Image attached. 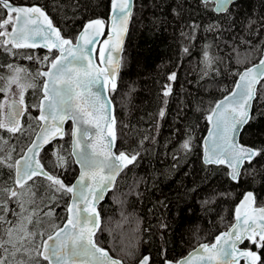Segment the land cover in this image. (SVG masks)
Listing matches in <instances>:
<instances>
[{"label":"trees","instance_id":"trees-1","mask_svg":"<svg viewBox=\"0 0 264 264\" xmlns=\"http://www.w3.org/2000/svg\"><path fill=\"white\" fill-rule=\"evenodd\" d=\"M11 1L39 5L61 34L72 40L88 20L101 19L106 25L111 4V0ZM5 18L7 12L0 7V21ZM10 28L11 24L7 30ZM263 47L264 0H236L224 13H216L212 2L205 5L202 0H133L118 84L115 91L109 90V96L116 119L115 150L139 155L118 174L113 189L99 205L101 224L95 240L110 255L124 264H136L144 255L149 264H166L227 229L245 191H253L256 205L264 204V152L251 163L245 162L235 181L226 165L202 159V139L214 104L233 89L244 67L260 59ZM7 49L10 44L0 46V88L7 87V65L24 68L30 76L28 86L35 87L27 86L24 95L21 131L13 134L0 129V216L6 218L4 228L8 221L14 224L25 219L21 226L35 236L14 228L13 241L4 247H13L7 258L13 264L27 255L28 264H46L37 256V249L65 221L70 194L56 192L42 176L17 187L16 198L10 199L5 190L14 185V167L8 165H14L40 124L37 114L44 78L37 73L47 68L57 52ZM206 51L210 64L205 61ZM173 73L176 78L170 80ZM168 88L171 92L165 96ZM4 96L0 92V102ZM250 117L239 142L264 150V89L260 85ZM64 133L40 151L39 159L68 185L78 171L70 153V122ZM185 140L190 141L188 151L180 148ZM54 153L64 157L63 167H53ZM48 212L52 215H46ZM27 245L32 255L25 252ZM242 246L256 250L264 260V248L249 240ZM5 253L0 248V258Z\"/></svg>","mask_w":264,"mask_h":264},{"label":"snow or ice","instance_id":"snow-or-ice-1","mask_svg":"<svg viewBox=\"0 0 264 264\" xmlns=\"http://www.w3.org/2000/svg\"><path fill=\"white\" fill-rule=\"evenodd\" d=\"M202 2L207 5L209 0ZM234 2L235 0H214L216 6L213 10L217 13L227 12ZM0 7L7 11V18L0 21V29H4L0 31V37L7 38L0 41V46L10 44L11 49H25L41 44L50 52L52 49L59 52L51 60L47 71L37 73L47 79L43 83V99L39 105L40 116L37 118L38 122L43 123L36 133V140L28 149L31 155L26 153L21 160L15 161V165H8L15 167V183L20 188L34 177L42 176L56 192L72 194V203L67 207L69 215L66 223L54 235H49L42 241L36 254L46 264H122L121 260L114 259L107 250L98 246L94 239L96 231L100 230V213L95 205L114 185L116 176L137 160L139 153L128 154L121 151L117 155L113 152L116 120L106 98L94 89L97 86L107 88L108 85L111 90L116 89L119 60H114L112 53L122 50L123 35L127 32L131 18V0H111L110 31L108 39L103 42L107 47L99 50V64L93 60L92 50L88 46L95 45L103 34L105 21H89L75 38L74 44L72 39L61 36L60 30L52 26L51 20L40 7L16 6L10 0H0ZM9 24L12 25L10 32L7 31ZM184 51L187 52L188 49L185 48ZM204 56L206 63L210 64L212 61L207 51ZM48 60L49 57L45 56L44 61ZM7 67L14 74L23 71L19 67L13 69L12 65ZM238 76L235 90L219 101L207 117L213 124V130L209 146L205 149V163L227 164L231 168L230 176L233 180L239 179L245 162L251 163L264 152L242 146L236 140L240 127L251 118L250 108L252 101L256 99L257 85L264 89V83H261L264 81V58L258 64L239 72ZM175 78V73L169 77L170 80ZM12 84H18L15 75L7 78L8 87L0 88V92L10 90ZM170 92L171 89L168 88L164 95L167 96ZM23 104L22 89L19 101L13 100L8 105L7 123L0 120V129H7L13 134L21 131L20 117L26 110L21 107ZM3 107L4 102H0V109ZM163 114L161 111L160 115ZM67 120H71L74 125L70 133L73 138L72 154L77 157L76 163L81 167L77 183L71 186L65 185L58 176L46 171L37 158L45 144L65 135L63 125ZM190 147L189 140L180 145L184 151L190 150ZM54 155L56 159L53 167H63L64 157L58 153ZM5 191L10 199L18 197L15 190ZM255 200L253 193L248 192L235 209V223L231 228L218 235L214 243L200 244L176 264H239L237 257L245 259L247 264H264L258 252L238 248L245 240L251 241L258 248H264V206L257 207ZM20 206L23 209V205ZM4 211L8 209L5 207ZM46 215L51 216L52 213L48 212ZM5 219V216H0V222ZM28 223H32L30 217ZM14 228L15 225L3 229L9 238L0 239V248L5 252L7 248L4 245L10 243ZM25 235L35 236V233L26 231ZM0 264H4L3 258H0ZM139 264H149V257L144 256Z\"/></svg>","mask_w":264,"mask_h":264},{"label":"water","instance_id":"water-1","mask_svg":"<svg viewBox=\"0 0 264 264\" xmlns=\"http://www.w3.org/2000/svg\"><path fill=\"white\" fill-rule=\"evenodd\" d=\"M235 1H236V0H235ZM209 2H212V3H213V9H214L215 6H216L215 3H214V0H209ZM10 3H13V4L16 5V6H28V7L33 6V5H27V4L14 3V2H12L11 0H10ZM34 5L37 6V7H40L39 5H36V4H34ZM40 8H41V7H40ZM41 9H42V8H41ZM132 9H133V0H131V15H132ZM42 10H43V9H42ZM5 11H6V10H5ZM43 11H44V10H43ZM6 12H7V11H6ZM44 12H45V11H44ZM45 13H46V12H45ZM216 13H217V12H216ZM46 15H47V13H46ZM111 15H112V10H111V4H110L109 13H108V16H107V22H106V25L104 26L103 34L99 37V39L97 40V42L95 43V45H89V46H88L89 49L92 50V58H93V60H94L97 64H99V62H100V61H99V50H100V48H101V47H107L106 45H104L103 42H104V40L108 39V35H109V31H110V25H111ZM47 16H48V15H47ZM48 18L50 19L49 16H48ZM41 19H42V18H41ZM50 20H51V19H50ZM92 20H96V19H91V20L86 21V22L82 25V27L80 28V30L77 32L75 38L78 37V36L81 34V32L84 30V26H85L89 21H92ZM100 20H101V19H100ZM130 21H131V18H130L129 21H128L127 32L123 35V42H122V46H121V47H122V50L119 51L118 53H117V52H113V53H112L114 60H115V59H118V60H119V69H118L117 76H116V88H117L118 77H119V73H120L121 55H122V52H123V47H124V44H125L126 37H127V35H128V32H129ZM51 22H52V20H51ZM52 26H53L54 28H57V29H58V27H57L55 24H53V23H52ZM11 29H12V25H11V28H10L9 30H7V31L10 32ZM1 31H3V30H1ZM60 34H61V32H60ZM61 36H63V35L61 34ZM63 37H64V36H63ZM6 38H7V37H4V39H6ZM64 38H66V39H71V38H69V37H64ZM75 42H76V40L74 39V40H73V43L75 44ZM35 48H42V49L49 50V49H47V48H44L41 44H38V46L35 47ZM52 50H53V49H52ZM55 50H56V49H55ZM57 55H59V52H58V51H57V54L55 55V57H56ZM55 57H54V58H55ZM54 58H53V59H54ZM262 58H264V47H263L262 55H261L260 59H259L258 61H256V62H254L253 64H251V65H249V66H247V67H244L240 72L244 71V70L247 69V68H250V67L254 66L255 64H258L259 61H260ZM100 66L103 67L104 65H100ZM49 67H50V63L48 64V66H47L46 69H42L41 71H47ZM43 78H44V80L47 79L46 77H43ZM238 79H239V76H237V78H236V81H235V84H234L233 89H232L228 94H226L225 96H223L222 98H220V99L214 104L213 108L215 107V105H216L219 101L223 100L224 97H226V96H230V95H231V93L235 90L236 82L238 81ZM44 80H43V83H44ZM257 86H258V85H257ZM42 87H43V84H42ZM109 90H111V86H110V85H108L107 88H105V87H101V86H97V88L94 89V91H99V92H101V94L106 98V100H107L108 103H109V108H110L111 114L115 117L114 105H113V102H112V100H111V98H110V96H109ZM42 94H43V92H42ZM42 99H43V95H42V97L40 98L39 105H40ZM13 100L19 101V99L15 98L14 96L9 97V98L7 99V101H6L5 109H4V111H3V115H4V118H5L6 123H7V114H8V111H9L8 105H9ZM252 103H253V101H252ZM252 103H251V108H252ZM21 107L24 108L23 105H22ZM213 108H212V109H213ZM251 108H250V112H251ZM210 114H211V112H210ZM210 114H209V115H210ZM39 116H40V109L38 110L37 118H38ZM21 118H22V116L20 117V121H21ZM115 120H116V119H115ZM68 122L71 123V132H72L74 125H73V123H72L71 120H67V121H65V123H64V125H63V131H65V125H66ZM42 123H43V122L40 121V124H39V126H38V128H37L35 134L33 135L32 140H31L30 143L26 146V148L24 149L23 153H22L20 156H18V157L16 158L15 161H17V160H21V158L24 157L26 153L29 154V155H31V153H28V149H29V147L32 145L33 141L36 140V133H38V132L40 131V125H41ZM115 125H116V124H115ZM243 126H244V125H243ZM243 126L240 127L239 131L236 133V140H237V142H238L240 145L245 146V147H250V146L243 145L242 143L239 142V136H240V132H241ZM212 130H213V124H212V122L209 121V127H208L207 132L205 133V135H204V137H203V139H202V148H203V150H202V159H203L204 162H205V149L209 146V137H210V133L212 132ZM115 132H116V129H115ZM56 138H61V137H56ZM56 138H55V139H56ZM52 141H53V140H52ZM52 141H51V142H52ZM48 144H49V143H48ZM48 144H45V145L43 146V148L46 147ZM72 144H73V138H72V136L70 135V153H71V155H72V157H73L74 163L76 164V166H77V168H78V171H77V174H76L75 178L73 179V181H72L70 184H68V186H71V185L76 184V183H77V180H78V178H79V176H80V173H81V167H80V165H79L78 163H76V159H77V157H76L75 155L72 154V153H73V147H72ZM43 148H42V149H43ZM250 148H252V147H250ZM42 149H41V150H42ZM41 150H40V151H41ZM112 150H113V152H114L115 154H117V155H119V152H121V151H116V150H115V146H114V148H113ZM39 153H40V152H39ZM37 158L39 159V156H38ZM15 161H14V165H15ZM39 161H40V159H39ZM40 163H41V161H40ZM41 164H42V163H41ZM42 165H43V164H42ZM224 165H226V166L228 167L227 164H224ZM45 170H46V169H45ZM46 171H48V170H46ZM48 172H49V171H48ZM230 172H231V168L228 167V174H229V177L231 178V176H230ZM49 173H50V172H49ZM15 176H16V174H15V167H14V185L11 187L10 190H15V191H17V187H19V186L16 185V183H15ZM117 176H118V175H117ZM117 176H116V178H117ZM231 179H232V178H231ZM232 180H233V179H232ZM115 181H116V180H115ZM234 181H235V180H234ZM114 184H115V183H114ZM113 186H114V185H113ZM113 186L110 187V188L105 192V194H104V198H105L106 195H107V194L113 189ZM248 192H252V193H253L252 190H247V191H245V192L242 194L241 198L239 199V201H238L236 207H237L238 205H240L241 201L244 200V197H245V195H246ZM69 194H70V196H69V200H68L67 207L72 203V194H71V193H69ZM253 195H254V193H253ZM104 198H103L102 200H100V201L95 205V206H96V210H97V212H99V205H100V203L104 200ZM256 206H257V207H262V206H264V204L256 205ZM67 207H66V212H67ZM236 207H235V209H236ZM99 213H100V212H99ZM68 215H69V214H68V212H67V216H68ZM234 217H235V210H234V214H233V221H232V223L228 226L227 229H225V230H223V231H220V232L214 237L213 241H211V242H209V243H208V242H201V243H198L194 248H192L191 250H189L185 255L179 257L177 260H167V261H166V264H176L177 261L183 260L185 257L188 256V254H189L190 252H193L194 249H197V248L199 247L200 244H212V243H214V242H215V238H216L218 235H220V234L223 233V232L228 231L229 228H231V226L235 223V218H234ZM66 220H67V217H66L65 221L62 223V225H61L60 227H63V226H64V224L66 223ZM100 224H101V217H100ZM60 227H58L56 230H54V231H53L51 234H49V235H54L55 232L58 231V229H59ZM97 231H98V230H97ZM97 231H96V233H97ZM49 235H48V236H49ZM48 236H47V237H48ZM47 237H45L44 240H46ZM94 239H95V237H94ZM250 242H251V241H250ZM242 244H243V243H240V244L238 245V248H239L240 250L251 249V250H253V251H256V250H254V249H252V248H250V247L242 246ZM97 245H98V244H97ZM98 246H99V245H98ZM100 247H102V246H100ZM102 248H104V247H102ZM104 249L107 250L106 248H104ZM107 251H108V250H107ZM256 252H257V251H256ZM109 254H110V253H109ZM111 256H112V255H111ZM144 256H147V255H144ZM144 256H143V257H144ZM112 257H113L114 259H119V260H121L120 258H117V257H114V256H112ZM143 257H142V258H143ZM142 258H141V259H142ZM237 259L239 260V263L242 262V264H247V262H246L245 259L240 258V257H237ZM121 261H122V260H121ZM139 261H140V260H139ZM139 261H138L136 264H139ZM122 264H124L123 261H122Z\"/></svg>","mask_w":264,"mask_h":264},{"label":"rangeland","instance_id":"rangeland-1","mask_svg":"<svg viewBox=\"0 0 264 264\" xmlns=\"http://www.w3.org/2000/svg\"><path fill=\"white\" fill-rule=\"evenodd\" d=\"M19 68L22 69L23 71L19 72L18 74H14L13 70L9 69L7 78L10 77V76L15 75L18 78V84H12L11 87H10V90L5 92V96H4V100H3L4 107L2 108V113H3L4 109H5V105H6L7 99L9 97L13 96V95L20 99L21 90L23 89L24 95H25L28 83H30V76H29L28 72L22 67H19ZM7 87H8V85H7ZM2 120L6 123L4 116H3ZM24 222H25V219L17 220V221L14 222V224H13V222L11 224L9 223L7 228L8 227H12L13 225H15V228L20 227V229L22 230V233H25L26 229H24L23 226H21V225H24ZM7 238L8 237L6 235L0 234V239L6 240ZM10 241H13V235H12ZM24 250H25V252H28V253H30V255H32V253H31L32 248L30 246H28V245L25 246ZM9 254H13V247H10L6 251V253H5L4 257H3L4 258V264H13V260H11V259L7 260ZM29 261H30V259L28 258V255H27L26 257H21L18 260L15 259L14 260V264H28Z\"/></svg>","mask_w":264,"mask_h":264},{"label":"flooded vegetation","instance_id":"flooded-vegetation-1","mask_svg":"<svg viewBox=\"0 0 264 264\" xmlns=\"http://www.w3.org/2000/svg\"><path fill=\"white\" fill-rule=\"evenodd\" d=\"M74 40V39H73ZM53 50H55V49H53ZM56 52H57V50H55ZM57 54V53H56ZM55 57V56H54ZM46 69V68H45ZM14 96V95H13ZM15 97V96H14ZM15 98H17V97H15ZM17 99H19V98H17ZM23 106H24V104H23ZM4 116V115H3ZM13 186V184L10 186V188H9V190L11 189V187ZM4 226H5V221L4 222H0V234H2V235H5L4 234V232H3V229H6V228H4ZM16 234V230L15 229H13V235H15ZM4 259V258H3Z\"/></svg>","mask_w":264,"mask_h":264}]
</instances>
